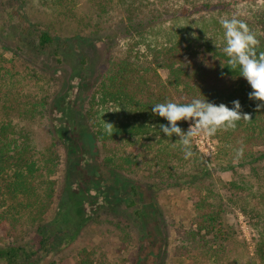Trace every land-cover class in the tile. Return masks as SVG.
Instances as JSON below:
<instances>
[{"label": "trees", "instance_id": "16d2710c", "mask_svg": "<svg viewBox=\"0 0 264 264\" xmlns=\"http://www.w3.org/2000/svg\"><path fill=\"white\" fill-rule=\"evenodd\" d=\"M112 1L100 0L99 10L107 12ZM20 2L0 0V39H6L11 46L14 40L16 55L23 50L51 58L58 71L64 56L81 51L80 42L87 38L76 37L71 44V40L52 35L22 14ZM119 3L124 13L120 35L125 47L121 57L111 54L106 60L100 69L105 71L99 73L81 101L75 124L87 128L88 141L87 146L78 144L73 148L77 161L69 152L74 141L60 133L66 111L56 100L62 91L38 99L26 90L14 61L0 53V229L11 233L9 238L0 239V264H40L71 244L94 217L93 213L119 191V178L128 179L126 173H136L151 164L165 166L170 173L180 166L184 171L181 183L198 197L194 221L198 229L183 234L187 245L181 248V253L188 254L184 256H191L194 264H231V258L222 256L220 253H224L209 241L219 237L228 240L224 237L223 208L228 204L251 219L257 232L256 256L264 264V109L257 111L256 105L261 102L249 99L253 90L243 77H238V69L232 72L228 68L219 23L222 18L233 16L243 20L259 41L258 53L264 52V0H119ZM149 6H164L165 14H173L169 21L181 22V30L166 27L168 19L161 14L145 12L143 8ZM79 64L86 65L82 52ZM162 70L168 73L166 79L161 76ZM59 81L63 84L64 76ZM77 86L79 82L69 85L64 96L67 107L74 105ZM203 96L209 102L228 107L239 100L241 113L250 116L237 121L235 128L219 129L212 136L218 145L215 160L219 169L232 173L229 182L216 179L211 160H204L193 150V155L185 159L178 139L159 131L160 125L168 122L151 112L155 103H189ZM48 110L54 134L65 148L64 158L54 148L38 150L33 145L32 133L17 121H30L35 114ZM178 126L187 131L185 121ZM95 143L106 154L102 161L100 156L91 161L80 151L84 146L94 150ZM70 162L76 165L77 175L69 174ZM62 165L65 172L59 185L53 177ZM90 167L92 172L88 170ZM248 167L249 172L240 171ZM69 197L80 201L75 219L68 217L70 210L65 201ZM123 197L130 200L128 208L137 206L133 218L143 223V206L147 202L142 200V193L130 187ZM101 200L105 202L102 206L98 205ZM17 233H21L20 237ZM162 249L160 243L146 248L141 238L133 261L109 263L97 251H82L77 264H149L163 258Z\"/></svg>", "mask_w": 264, "mask_h": 264}, {"label": "rangeland", "instance_id": "374dc122", "mask_svg": "<svg viewBox=\"0 0 264 264\" xmlns=\"http://www.w3.org/2000/svg\"><path fill=\"white\" fill-rule=\"evenodd\" d=\"M99 1L21 0L22 14L31 23L50 31L52 35L60 39L71 40V44L75 42L76 37L87 38L80 42L81 51L80 49L75 50L73 54L68 53L64 56V63L59 65L61 69L58 71H56V62L51 58L28 54L23 50L18 51L16 55L13 50L17 43L12 40L11 46L6 39H0V53L7 60L14 61L19 78L27 86L26 90L28 92L37 96L38 99H43L46 95H53L55 92L62 91V96L57 97L56 100L61 105L62 110L66 111V116L61 121L62 129H60V133L68 137L70 141H74L73 147L71 145L69 151L74 161H77L78 155L73 151V148H76L78 144L86 145L88 141L87 128L82 124L80 127H76L75 124L81 101L85 93L95 84L99 73L102 74L105 71L100 69L106 64V60L111 57V54L114 57H121L122 50L125 47L120 35L124 13L121 10L119 0H113L109 3L107 12L103 13L99 10ZM143 9L145 12L151 10L156 16L161 14L163 18L168 19L165 26L170 27L173 31L181 30V22L169 21L173 14H165L163 11L164 6L157 8L149 6ZM115 43L118 46L114 48ZM81 52L86 58L85 66L79 64ZM31 55L32 58L30 59L29 56ZM26 60L29 62L26 63ZM9 68L11 67L9 66ZM63 76V84H60L59 80L60 78L63 79ZM161 76L166 79L168 76L167 71L162 70ZM78 82L80 86H77L74 92V97H77L73 100L74 105L71 108L67 107L64 96L69 90V85H77ZM50 103L52 104L53 101L51 100ZM63 107H65V110ZM29 120L20 119L17 121L20 122V125L26 126L32 133L33 145L38 150L54 148L64 158L65 148L54 134L49 110L41 114H35V117ZM189 123L186 122L187 129ZM173 138L179 139L176 136H173ZM86 146L80 148V151L89 160L94 161L98 156H100L101 161L105 158V152L102 149L100 150L96 143L94 144L96 150ZM191 147L199 157L204 160H211L212 164L210 166L213 167L212 172L216 179L220 177L224 182L231 180L232 173L220 170L219 164L215 160L218 145L212 136L198 135L193 137ZM78 153H80L79 150ZM69 168L70 175L73 172L76 175L79 173L76 170V165L71 162ZM92 168L90 167L88 170L92 172ZM249 170L248 167L246 170L240 171L246 173ZM64 172L65 168L62 165L61 171L53 177L59 185L62 184ZM181 172L184 171H181L180 166L170 173L165 166L162 168L151 164V166L136 173H126L129 180L119 178L121 183H118L117 186L119 191L116 195H111L115 198L112 199L110 196L109 199L105 200V206L94 212V217L84 226L82 225L81 233L71 244L61 248L40 264H50L51 262L77 264L79 254L82 251H97V254L109 263L121 260L133 261L140 247L141 238L145 241L146 248L151 247V244L159 245V243L163 246L161 252L163 258L155 262L150 261L149 264H194L191 256H184L186 251L181 253V248L187 245V242L183 241V234L198 229L194 222L197 216L195 203L198 197L193 194V191L186 184L181 183ZM139 182L145 185L139 184ZM130 187H134L136 191L141 192L143 195L142 200L147 202L145 207L143 204L140 205L145 210L143 223L141 224L133 218L137 206L131 209L128 208L127 203L130 200L123 197L126 188L129 189ZM120 191L124 192L118 194ZM142 200H138V203ZM112 201L114 204H112ZM79 202V200L70 197L65 201L70 210L69 218H77L75 208L79 206ZM103 202L104 200L99 201L98 205L102 206ZM223 208L225 209L224 222L226 228L224 237H228V240L220 237L211 238L209 239L211 245L214 244L219 248L224 253H220L222 256L230 257L231 264H263L256 256L257 232L251 223V219H248L239 210L233 209L228 204ZM113 210L121 213L114 214ZM75 224H78V222L76 221ZM141 228L143 231L140 232ZM18 234L21 235V233H17V236L20 237ZM9 235L11 233L8 229H0V239L5 240L10 237ZM144 258L146 259V257ZM198 259L197 261H200ZM202 264H213V262Z\"/></svg>", "mask_w": 264, "mask_h": 264}, {"label": "clouds", "instance_id": "9594fccd", "mask_svg": "<svg viewBox=\"0 0 264 264\" xmlns=\"http://www.w3.org/2000/svg\"><path fill=\"white\" fill-rule=\"evenodd\" d=\"M219 23L223 29L222 51L228 58V68L232 72L238 69V77H243L253 90L248 94L249 99L261 102L256 105L257 111L264 109V52L257 51L259 41L255 33L235 16L222 18ZM231 105H217L204 97L194 98L189 103H155L151 112L168 122L160 125L159 131L167 137H178L184 158L187 159L193 155V137L213 136L219 129L235 128L237 121L250 118L248 114L241 113L239 100L232 101ZM181 121L190 122L187 131L178 126Z\"/></svg>", "mask_w": 264, "mask_h": 264}]
</instances>
